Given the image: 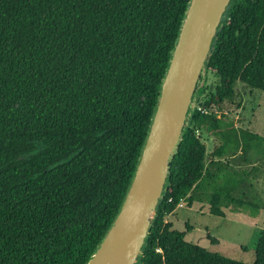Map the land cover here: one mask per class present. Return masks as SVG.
<instances>
[{"label": "trees", "instance_id": "trees-1", "mask_svg": "<svg viewBox=\"0 0 264 264\" xmlns=\"http://www.w3.org/2000/svg\"><path fill=\"white\" fill-rule=\"evenodd\" d=\"M189 1L0 0V264L88 262L127 193ZM204 72L215 81L198 87L137 264H246L166 218L179 204L220 218L264 208V165L248 157L262 138L224 111L237 84L264 92V0L231 1ZM254 251L264 264V230Z\"/></svg>", "mask_w": 264, "mask_h": 264}, {"label": "water", "instance_id": "water-1", "mask_svg": "<svg viewBox=\"0 0 264 264\" xmlns=\"http://www.w3.org/2000/svg\"><path fill=\"white\" fill-rule=\"evenodd\" d=\"M232 0H190L122 205L86 264H137L166 191L169 164L195 107L222 19Z\"/></svg>", "mask_w": 264, "mask_h": 264}, {"label": "rangeland", "instance_id": "rangeland-1", "mask_svg": "<svg viewBox=\"0 0 264 264\" xmlns=\"http://www.w3.org/2000/svg\"><path fill=\"white\" fill-rule=\"evenodd\" d=\"M214 81L211 75L204 72L198 87L204 82L210 86ZM236 92L233 102L225 103L224 111L228 119L233 120L238 127L262 138V141L253 143L248 156L251 162L249 167L261 168L264 165V92L249 89L242 84L236 85ZM203 142L207 153L217 143L205 134ZM253 187L257 203L264 204V168L253 182ZM168 220L173 230L184 233L186 242L231 260L251 264L255 259L254 248L259 232L264 230V208H260L254 217L247 213L225 211V217L220 218L210 215L207 206L195 204L190 208H176ZM208 236L217 242L212 243Z\"/></svg>", "mask_w": 264, "mask_h": 264}, {"label": "built area", "instance_id": "built-area-1", "mask_svg": "<svg viewBox=\"0 0 264 264\" xmlns=\"http://www.w3.org/2000/svg\"><path fill=\"white\" fill-rule=\"evenodd\" d=\"M202 112H206V111L202 110ZM168 202H171V199H169ZM182 207H183L182 204H179V205L177 206V208H182ZM158 251H159V250H158Z\"/></svg>", "mask_w": 264, "mask_h": 264}, {"label": "crops", "instance_id": "crops-1", "mask_svg": "<svg viewBox=\"0 0 264 264\" xmlns=\"http://www.w3.org/2000/svg\"><path fill=\"white\" fill-rule=\"evenodd\" d=\"M171 215H172V213H171L169 216H171ZM169 216H168V217H169ZM168 217L166 218V221H167V222H169ZM169 223H170V222H169ZM172 228H173V227H172Z\"/></svg>", "mask_w": 264, "mask_h": 264}]
</instances>
